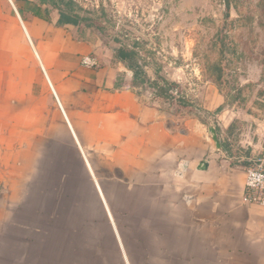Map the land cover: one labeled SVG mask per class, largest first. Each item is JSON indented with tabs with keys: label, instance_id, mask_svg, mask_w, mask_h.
Masks as SVG:
<instances>
[{
	"label": "crops",
	"instance_id": "crops-1",
	"mask_svg": "<svg viewBox=\"0 0 264 264\" xmlns=\"http://www.w3.org/2000/svg\"><path fill=\"white\" fill-rule=\"evenodd\" d=\"M89 13L85 0H0V264L62 262L54 204L77 182L123 264H264V207L241 200L264 109L203 88L217 148L203 114L143 90ZM148 68L179 83L178 70Z\"/></svg>",
	"mask_w": 264,
	"mask_h": 264
},
{
	"label": "rangeland",
	"instance_id": "rangeland-1",
	"mask_svg": "<svg viewBox=\"0 0 264 264\" xmlns=\"http://www.w3.org/2000/svg\"><path fill=\"white\" fill-rule=\"evenodd\" d=\"M228 1L227 10L225 0H85L91 12L87 16L103 43L111 49L135 50L143 70L150 67L158 73L164 66L178 70L179 83L171 81L176 84L170 89L172 101L190 99L193 108L188 110L203 114L199 117L207 127L215 120L205 113L197 94L208 86L225 95L227 105L264 109L260 100L249 102L252 96L264 99V0ZM217 62L223 69L218 84L207 70ZM258 75L256 81H244ZM142 84L143 90L152 89ZM71 185L61 184L54 204L60 214L56 218L63 246L60 264H123L89 185ZM47 202L50 205L51 200Z\"/></svg>",
	"mask_w": 264,
	"mask_h": 264
},
{
	"label": "trees",
	"instance_id": "trees-1",
	"mask_svg": "<svg viewBox=\"0 0 264 264\" xmlns=\"http://www.w3.org/2000/svg\"><path fill=\"white\" fill-rule=\"evenodd\" d=\"M225 7L228 10L229 1L225 0ZM115 59L124 61L127 66H129L133 70V78L136 82L146 83L148 86H151L155 90V94L159 97L165 98L167 100H173V96L170 93L171 86H175L174 82L168 81L159 76V79L151 80L147 77L145 71L143 70L142 63L138 59L137 52L135 50L127 49L124 47H120L115 52ZM209 71V77H212L215 83L218 84V81L221 79L223 69L222 66L217 63H213L212 67H207ZM175 105L178 110L182 109H191L192 101L186 97L175 100ZM221 107L218 108V110Z\"/></svg>",
	"mask_w": 264,
	"mask_h": 264
},
{
	"label": "built area",
	"instance_id": "built-area-1",
	"mask_svg": "<svg viewBox=\"0 0 264 264\" xmlns=\"http://www.w3.org/2000/svg\"><path fill=\"white\" fill-rule=\"evenodd\" d=\"M86 66L96 65L90 56L82 58ZM249 164L244 169V185L241 200L244 204H258L264 207V154L249 157Z\"/></svg>",
	"mask_w": 264,
	"mask_h": 264
},
{
	"label": "water",
	"instance_id": "water-1",
	"mask_svg": "<svg viewBox=\"0 0 264 264\" xmlns=\"http://www.w3.org/2000/svg\"><path fill=\"white\" fill-rule=\"evenodd\" d=\"M209 132L211 133V136H212V139L215 143V146L217 148H220L221 147V144H220V141L218 139V136H217V133L215 131V128L213 126H210L209 127ZM198 169H205L207 167V160H202L199 164H198Z\"/></svg>",
	"mask_w": 264,
	"mask_h": 264
}]
</instances>
